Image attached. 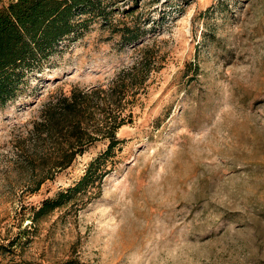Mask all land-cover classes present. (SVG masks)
Here are the masks:
<instances>
[{
  "label": "rangeland",
  "instance_id": "rangeland-1",
  "mask_svg": "<svg viewBox=\"0 0 264 264\" xmlns=\"http://www.w3.org/2000/svg\"><path fill=\"white\" fill-rule=\"evenodd\" d=\"M110 9L113 27L97 19L61 40L0 106V264H264V0ZM134 23L142 37L122 44L116 28ZM136 62L143 73L123 100V141L99 192L32 224L108 142L87 145L31 192L46 172L24 164L47 148L30 134L44 103L105 86ZM17 237L20 247L4 252Z\"/></svg>",
  "mask_w": 264,
  "mask_h": 264
},
{
  "label": "trees",
  "instance_id": "trees-1",
  "mask_svg": "<svg viewBox=\"0 0 264 264\" xmlns=\"http://www.w3.org/2000/svg\"><path fill=\"white\" fill-rule=\"evenodd\" d=\"M112 1L0 0V106L16 96L25 72L55 51L61 40L79 33L97 19L113 27L110 20ZM131 12L132 9L126 10L127 14ZM116 29L122 44L134 43L144 32L136 23L123 24ZM142 69L141 63L136 62L120 70L105 86L74 87L68 95L53 96L44 103L30 134L35 142H43L47 148L37 156L28 153L24 164L32 170L38 167L46 172L35 174L31 192L57 171L69 167L84 153L87 145L101 138L108 142L105 150L89 162L79 180L57 192L54 198L41 202L32 214V224L69 202L89 200L96 194L94 188L99 192L101 180L108 173L105 163L123 141L115 134L126 121L121 116L123 100L128 90L136 85ZM18 246V237L1 245L4 252H12L11 249ZM65 264L80 262L69 257Z\"/></svg>",
  "mask_w": 264,
  "mask_h": 264
}]
</instances>
